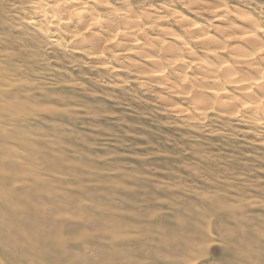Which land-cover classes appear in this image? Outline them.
Returning <instances> with one entry per match:
<instances>
[{
  "label": "rangeland",
  "instance_id": "obj_1",
  "mask_svg": "<svg viewBox=\"0 0 264 264\" xmlns=\"http://www.w3.org/2000/svg\"><path fill=\"white\" fill-rule=\"evenodd\" d=\"M130 1L164 15L166 31L181 30L173 9L216 25L202 0ZM222 1L264 25V0ZM28 4L0 0V66L24 69L4 61L23 54L39 76L0 85L12 106L0 111V264H264V129L213 116L190 124L171 104L186 100L134 77L128 63L140 56L100 70L73 43L36 39ZM24 83L47 90L17 92Z\"/></svg>",
  "mask_w": 264,
  "mask_h": 264
},
{
  "label": "bare ground",
  "instance_id": "obj_2",
  "mask_svg": "<svg viewBox=\"0 0 264 264\" xmlns=\"http://www.w3.org/2000/svg\"><path fill=\"white\" fill-rule=\"evenodd\" d=\"M28 1L27 23L33 26L34 30L36 29V39L42 33L44 38L57 46L66 47L73 43L76 45L73 48H78L79 52L84 53L86 60L88 59L98 69L107 72L115 70L121 72L123 68L126 70L127 66H118V61L130 59L129 57L133 55L140 56L142 59L140 62L130 61L128 63L134 70V77L153 81L169 92L172 97L186 100L187 103L184 106H177L176 102L171 104L173 111L177 114L183 113L181 116H184L190 124L200 128L208 126V121L213 116L218 120L226 122L239 120L249 127L260 126L264 129V25L260 22L261 17L251 10L243 9L236 4H228L229 2L225 3L222 0H212L214 5L210 3L211 0L199 1L202 6L198 10L202 9L203 12L205 9L203 13L206 15L214 13L213 22H216V25L212 26L208 24L206 18L203 23L197 19L198 17L196 19L187 17L172 8L173 11L170 10V14H176L175 21L181 27L180 33H177L164 30L162 20H160L164 15L154 16L143 9L138 11L139 9L131 6L130 0L128 2L124 0L127 4L123 2L124 4L120 5L115 4V1L111 3L110 0ZM207 3L211 6H207ZM211 7L213 11L206 10L208 8L211 10ZM161 34L167 38L161 37ZM197 48L200 49H198L199 52ZM53 54L57 58L61 57L59 53ZM14 59L23 61L24 69L14 64L0 66V85L8 84L14 87L15 84L5 83L6 79L11 81L22 77L32 78L33 74L35 77L38 76L33 67L25 61L23 54H18L15 58L8 55L4 61L11 63L15 61ZM33 70L34 73H31ZM130 78L132 79V76ZM16 88L17 92L26 93L35 89L47 90L41 84L35 86L28 83ZM0 94L4 92L0 91ZM30 97H32L31 94L26 95V98ZM22 107L20 106L23 111L25 107ZM9 108L12 106L4 102L0 103V111ZM203 130L205 131L204 128ZM12 173L14 175V172ZM3 178L9 179L5 176L1 179ZM7 200L2 201L5 204ZM229 216L236 220L237 215L232 213ZM220 227L221 232H227L224 225ZM47 229L39 231L40 238L48 239L51 234ZM2 239L3 237L0 236V242ZM182 252L178 251V254L182 256L184 254ZM178 261L179 258L176 262Z\"/></svg>",
  "mask_w": 264,
  "mask_h": 264
}]
</instances>
